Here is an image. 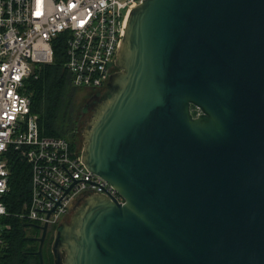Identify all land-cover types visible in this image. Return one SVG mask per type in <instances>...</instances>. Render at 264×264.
Wrapping results in <instances>:
<instances>
[{"label": "water", "instance_id": "1", "mask_svg": "<svg viewBox=\"0 0 264 264\" xmlns=\"http://www.w3.org/2000/svg\"><path fill=\"white\" fill-rule=\"evenodd\" d=\"M115 65L81 155L122 202L74 203L53 264H264V0H143Z\"/></svg>", "mask_w": 264, "mask_h": 264}, {"label": "built area", "instance_id": "2", "mask_svg": "<svg viewBox=\"0 0 264 264\" xmlns=\"http://www.w3.org/2000/svg\"><path fill=\"white\" fill-rule=\"evenodd\" d=\"M142 1L0 0V246L9 219L56 229L89 195L122 202L112 185L87 169L77 141L41 135L26 81L36 66L53 62L52 43L59 38L71 86L102 91L117 69L129 13ZM16 156L30 166V193L11 213L5 196Z\"/></svg>", "mask_w": 264, "mask_h": 264}, {"label": "trees", "instance_id": "3", "mask_svg": "<svg viewBox=\"0 0 264 264\" xmlns=\"http://www.w3.org/2000/svg\"><path fill=\"white\" fill-rule=\"evenodd\" d=\"M54 60L51 64L36 66L33 75L26 81L30 94L32 112L38 115L41 135L64 137L74 140L76 121L74 119L71 93L75 90L70 84L64 68V44L57 38L52 43ZM10 191L5 196L8 212H18L27 202L30 193V166L14 157L10 162ZM0 246V264H38L37 257L26 253L24 224L27 222L12 218Z\"/></svg>", "mask_w": 264, "mask_h": 264}, {"label": "flooded vegetation", "instance_id": "4", "mask_svg": "<svg viewBox=\"0 0 264 264\" xmlns=\"http://www.w3.org/2000/svg\"><path fill=\"white\" fill-rule=\"evenodd\" d=\"M117 71H118V68L114 72H117ZM106 89H107V86L102 91L94 92V91L89 90V92L92 94L90 99L88 100V102H86V105L89 109L90 108L92 109L98 103V99L104 93V91ZM82 201H83V199H81L80 201H76V202L80 203ZM69 218H70V216L65 218L63 222L68 221ZM37 226H39V225L35 224V223H28L27 222L26 224H24V231L26 232V234L24 235V238H32L29 240L24 239L27 242L26 253L33 255L35 257H37V256L34 254V252H36V250L38 249V246H39V242H38L37 238H39L41 236V230ZM56 229L50 228L48 226L46 228V232H45L44 240H43V244H42V255H43L44 264H53L51 245H52V241H53L54 233H55ZM44 255H46L47 258H45ZM37 260H38V257H37ZM38 264H39V261H38Z\"/></svg>", "mask_w": 264, "mask_h": 264}, {"label": "rangeland", "instance_id": "5", "mask_svg": "<svg viewBox=\"0 0 264 264\" xmlns=\"http://www.w3.org/2000/svg\"><path fill=\"white\" fill-rule=\"evenodd\" d=\"M91 93L89 91L83 90H75L71 93L72 98V107H73V114L74 119L76 121V130L74 131L75 136L73 137L75 141H77L79 147H83V130L85 124L89 121L92 109L88 108L86 102L91 97ZM192 113L195 115L198 114V110L194 107L191 108ZM44 254V253H43ZM47 258L46 255H44Z\"/></svg>", "mask_w": 264, "mask_h": 264}]
</instances>
